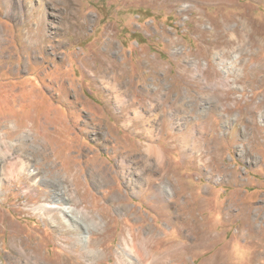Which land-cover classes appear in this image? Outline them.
I'll return each instance as SVG.
<instances>
[{
  "label": "rangeland",
  "instance_id": "obj_1",
  "mask_svg": "<svg viewBox=\"0 0 264 264\" xmlns=\"http://www.w3.org/2000/svg\"><path fill=\"white\" fill-rule=\"evenodd\" d=\"M0 181V264H264V0H0Z\"/></svg>",
  "mask_w": 264,
  "mask_h": 264
},
{
  "label": "bare ground",
  "instance_id": "obj_2",
  "mask_svg": "<svg viewBox=\"0 0 264 264\" xmlns=\"http://www.w3.org/2000/svg\"><path fill=\"white\" fill-rule=\"evenodd\" d=\"M150 150H152V153L155 155V157H157L159 160L161 159L160 153H159L158 149L155 146L154 147L150 146ZM29 173L31 175H34L33 172L30 171V170H29ZM2 185H3V183H2V181H0V188H1ZM67 222L69 223V220H67ZM77 223H78V221H77ZM125 263L126 264H132L129 259H127V261L121 259L120 264H125Z\"/></svg>",
  "mask_w": 264,
  "mask_h": 264
}]
</instances>
